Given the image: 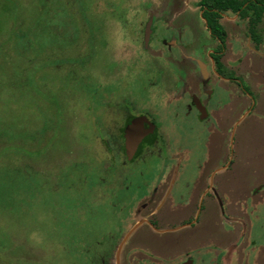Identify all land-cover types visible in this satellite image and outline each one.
I'll return each instance as SVG.
<instances>
[{"label": "rangeland", "instance_id": "rangeland-1", "mask_svg": "<svg viewBox=\"0 0 264 264\" xmlns=\"http://www.w3.org/2000/svg\"><path fill=\"white\" fill-rule=\"evenodd\" d=\"M196 1L0 0V264H90L97 250L93 251L89 242L93 244L96 232L110 226L113 210L120 204L90 201L89 187L104 177L100 163L105 155L94 143L86 110L76 112L81 117L71 118L77 107H88L90 102L78 94V86L87 94L91 92L89 84L72 75V58L77 54L86 57L89 49L93 54L86 61L87 71L102 78L105 66L111 63L109 72L118 73L116 66L137 72L139 77L129 76V88L139 79L146 87L158 84L157 75L150 77L147 72L160 62L150 63L146 52L138 48L135 52L133 47L146 29L151 8L154 19L178 11L172 16L173 25H188L194 34L179 44L186 54L197 58V64L184 55H167L161 58L165 70L178 72L181 82L187 80L182 72H197L199 62L210 72L208 52L221 49V44L206 30ZM126 6L125 24L108 15L112 12L109 8L115 7L114 13L121 17ZM84 23H91L96 34L90 47L84 42L88 38ZM220 23L228 34L223 41V75L237 79V83L220 80L226 91L220 88L223 107L219 134L213 140L211 137V152L219 151L220 164L231 162L225 166L221 181L239 194L249 185L264 184V19L254 28L260 45L245 36L242 20L236 23L227 18ZM75 34L81 36V44L74 42ZM58 45L67 46L56 49ZM120 46L127 48L126 54L111 52ZM62 56L69 61L65 63ZM70 96L76 99L74 104L67 99ZM252 102L256 106L248 114ZM97 112L103 121L105 112ZM56 113L61 114V120L53 116ZM244 114L248 115L240 119ZM200 147L194 138L193 157ZM261 192L252 202L251 225L264 219ZM204 218L213 221L215 217L204 214ZM189 233L187 230V249L201 241L217 243L225 236L218 225L192 232L193 237ZM175 250L180 252L179 248L170 252Z\"/></svg>", "mask_w": 264, "mask_h": 264}, {"label": "flooded vegetation", "instance_id": "flooded-vegetation-1", "mask_svg": "<svg viewBox=\"0 0 264 264\" xmlns=\"http://www.w3.org/2000/svg\"><path fill=\"white\" fill-rule=\"evenodd\" d=\"M199 1H196L195 8L200 12L206 30L221 44V49L208 52L213 68L210 72L206 64L199 62L197 72L191 69L182 72L187 80L181 82L178 72L165 70L161 58L167 55L175 58L184 55L197 64V58L186 54L179 44L183 40L189 41L194 34L188 25L178 28L173 25V17L178 11L172 13L173 17L167 14L154 19L151 8H148L146 29L142 30L139 44L133 47L135 52L138 49L146 52L150 63L160 62L147 72L150 77L157 75L158 84L151 83L146 87L139 79L136 86L129 88L128 78L139 77L137 72L130 73L131 67L125 66H116L118 73L109 72L111 63L105 66L103 72L106 76L102 78L87 71L86 61H90L93 54L89 49L86 57L77 54L72 58V75L81 83L89 84L91 92L87 94L78 86V94L90 102L88 107H77L71 118L81 117L76 112L86 110L85 117L92 127L94 143L105 155L100 163L104 177L89 187L90 201L120 204L113 210L115 217L109 226L112 229L108 230V227L96 232L95 242H89L92 250L98 251L90 264H264V219L260 224L253 222L255 226L251 225L252 202L257 200L260 191L264 198V184L249 185L246 191L234 194L221 181L223 171L228 168L225 166H230L231 162L220 164L219 151L211 152L212 140L219 134L217 125L223 107L220 88L225 89L220 87V80L237 83V79L223 75V41L228 34L220 20L228 18L236 23L242 20L247 29L245 36L260 45L259 34L254 28L264 19V2L253 0L252 7L244 12H234L230 8L218 11L214 20L220 29L216 34L204 16L206 7ZM114 8L110 7L112 12L107 14L125 24L127 6L121 17L114 13ZM90 25L81 26L88 32L84 41L88 47L96 35ZM75 37L74 42L81 44V36L75 34ZM67 45H58L56 49ZM126 51V47L111 48V52L118 55L126 54ZM62 60L69 61L63 56ZM100 67H96L97 70ZM238 85L251 99L247 89L240 83ZM67 99L72 104L76 101L71 96ZM255 106L256 103L252 102L248 114ZM99 109L105 112L103 121L97 112ZM53 116L61 120V114ZM194 138L201 147L193 157ZM204 214L215 218L206 221ZM208 225H218L225 233L224 238H219L217 243L201 241L187 249V230L190 232L188 236L193 237L192 232L199 233ZM174 248H179L180 252H170Z\"/></svg>", "mask_w": 264, "mask_h": 264}, {"label": "trees", "instance_id": "trees-1", "mask_svg": "<svg viewBox=\"0 0 264 264\" xmlns=\"http://www.w3.org/2000/svg\"><path fill=\"white\" fill-rule=\"evenodd\" d=\"M80 1V0H79ZM201 6L206 7V12L204 14L205 18L208 21V26L212 29V32L218 34L220 26L217 21L214 20V17L217 16L218 11H225L227 8H230L232 11H246L252 7L253 0H200ZM256 2H264V0H256ZM245 3H248L246 7H243ZM256 9H260L259 6H255ZM254 34V33H253ZM220 64V63H219Z\"/></svg>", "mask_w": 264, "mask_h": 264}, {"label": "water", "instance_id": "water-1", "mask_svg": "<svg viewBox=\"0 0 264 264\" xmlns=\"http://www.w3.org/2000/svg\"><path fill=\"white\" fill-rule=\"evenodd\" d=\"M130 233H131V232H129L127 236H129V235H130Z\"/></svg>", "mask_w": 264, "mask_h": 264}]
</instances>
